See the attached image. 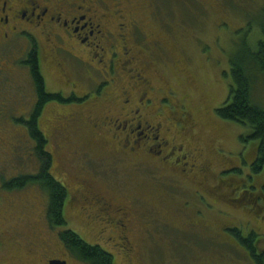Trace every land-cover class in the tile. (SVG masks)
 <instances>
[{
    "label": "flooded vegetation",
    "instance_id": "flooded-vegetation-1",
    "mask_svg": "<svg viewBox=\"0 0 264 264\" xmlns=\"http://www.w3.org/2000/svg\"><path fill=\"white\" fill-rule=\"evenodd\" d=\"M186 2L200 3L203 11L208 3L220 17L222 29L228 23L222 20L223 14L234 11L236 0ZM227 2L229 6L224 4ZM170 7V0H0V153L5 149L15 155L5 160L4 166L18 167L9 127L20 125L27 129L25 121L42 106V117L49 114L51 134L61 136L65 146L79 133L95 136L104 141L111 159L149 171L151 182L144 185L159 207L143 203L134 192L138 185H125L119 179L121 169L115 170L117 180L110 181L114 191L109 192L95 187L84 176L66 171L67 162L58 149V154L52 151V140L47 137L51 174L67 190V224L72 225L67 217L69 210L70 218L85 219L94 237L113 242L128 264H141L138 224L149 233L172 229L175 225L168 216L173 213L193 229L209 222L206 218L212 214L217 217V230L221 228L219 236L232 239V215L215 206L236 196L237 200H228L241 208V198L252 196L248 194L250 189L241 193L239 183L228 176L233 168L217 170L216 163L207 160L208 151L197 134L200 124L195 112L166 79L165 71L171 63L177 68L189 59L169 55L167 44L177 46L178 40L169 24ZM35 69L42 90L36 85ZM48 96L57 99L45 102ZM215 155L223 162L242 163L240 156L232 159L223 148ZM34 157L35 173L15 172L0 190L11 198L32 197L33 202L27 203L34 213V228L53 230L47 216L49 196L45 189L14 184L39 173L41 164L35 152ZM247 176L254 180L253 173ZM244 186L255 188L247 183ZM190 191L189 198L178 202ZM256 203L264 206L262 199Z\"/></svg>",
    "mask_w": 264,
    "mask_h": 264
},
{
    "label": "rangeland",
    "instance_id": "rangeland-1",
    "mask_svg": "<svg viewBox=\"0 0 264 264\" xmlns=\"http://www.w3.org/2000/svg\"><path fill=\"white\" fill-rule=\"evenodd\" d=\"M184 1L170 0L172 16L169 18V24L173 28L174 35L178 37L176 41L178 48L171 43L167 46L169 55L174 59H182L183 55L189 59L184 57L187 63L178 64L177 68H174V64L171 63L167 72L165 71V76L171 82V87L177 91L178 97L185 99L195 112V117L200 124L197 134L200 144L208 151L207 160L212 161L213 164L215 162L217 170L236 168L228 173V176L239 183L241 193L250 189L248 194L252 196L247 197L245 196L247 192L244 193L245 197L241 198L243 202L240 205L247 211L232 204L230 200H237L236 196L228 198L230 200L224 201L223 205L216 204L215 207L229 212L232 215V219L229 220L233 223V227L241 228L245 236H248L250 230L256 232L259 235V247L262 249L264 248V206L261 203L260 206L257 205L256 201L262 199L264 202V164L258 175L253 174L254 180L247 176L253 173L252 164L256 161L258 143L249 139L247 145H242L241 138H246L250 133L248 127L236 122H225L217 116L215 110L220 109L228 100L233 85L230 61L232 54L240 49V46L237 47L236 44L249 35L248 42L252 48L256 49L259 41L264 40L261 31L264 23L262 19L264 0H236L234 11L228 15L223 14L222 20L228 23L223 24L222 29L219 27L220 17L215 15V11L210 9L208 3L204 4L206 11H203L204 8L200 3L186 2L184 4ZM224 4L229 6L228 2ZM199 6L202 8L200 9ZM150 26L153 27V25ZM254 76L257 77L255 98L264 105L262 76L257 71ZM52 81L51 79V85L55 86ZM48 116L49 114L46 113L41 118L40 129L52 140V151L57 154L60 151L63 155V160L67 162L64 164L66 171H73L79 177L84 176L89 183L96 184L95 187L102 190L105 188L109 192L113 190L110 181L117 180L115 170L121 169L119 179L123 180L125 185L128 183L138 185L134 192L140 195L144 200L143 203L148 206L151 203L153 207L160 206L156 198L147 192L148 186L144 185L151 182L149 178L152 174L149 171L134 169L126 163L111 159L104 147V141L95 136L79 133L72 138L74 141L71 144L65 146L61 136L51 134L47 124ZM25 117L28 118V116ZM9 131H13L9 136L13 144L12 148L18 153L15 159L18 167L10 169L4 166V161L15 155L12 156L10 150L3 149L0 153V161H3L0 165V186L15 172L35 173L37 167L33 152L34 141L26 127L12 125ZM60 147H62L61 150ZM219 148H223L232 159H239V156L241 159L243 157L246 159L242 160V165H239L237 161L235 164L223 162L218 155H215ZM82 151L91 156L86 157ZM61 179L64 180L63 177ZM244 183L254 185L255 188H247ZM69 184L73 183L70 181ZM189 196L191 191L180 196L178 202ZM20 198L18 195L11 198L0 190V264H50L52 259L66 260L69 264H86L77 260L66 250L59 240L58 230L61 229L49 230L47 227H40V230H37L34 228V213L31 214L33 210L27 203L28 200L32 203L33 199L32 197ZM179 204L181 207L182 203ZM163 212L166 210L163 209ZM67 217L72 224L71 229L82 239L91 244L102 243L103 246L102 244L101 246L113 254L115 264H128L124 254L118 248H114L113 242L98 239L91 234L86 228L85 219L70 218L69 210H67ZM178 217L173 213L168 216L170 223L175 225L172 229L153 230L149 233L144 226L137 225L136 237L141 248V264H254L242 245L232 237L233 235L231 236L233 240L219 236L221 228L217 230V217L210 214V218H206L209 222L195 226L193 229L183 225L182 218Z\"/></svg>",
    "mask_w": 264,
    "mask_h": 264
},
{
    "label": "trees",
    "instance_id": "trees-1",
    "mask_svg": "<svg viewBox=\"0 0 264 264\" xmlns=\"http://www.w3.org/2000/svg\"><path fill=\"white\" fill-rule=\"evenodd\" d=\"M262 19L264 20V7ZM261 31L264 35V23ZM248 36H245L241 42L236 44L237 47L240 46V49L237 53L232 54L230 61L233 85L231 86L228 100L220 109L215 111L217 116L225 122H236L241 126L248 127L250 133L246 138H241L240 143L247 145L249 139L257 141V157L252 164V172L258 175L262 171L264 164V105L255 98L257 77L254 76V73L257 71L262 76L264 83V40H260L258 47L254 49L248 42ZM34 74L36 76V85L42 90L43 85L37 69L34 70ZM225 75L227 74L225 73ZM55 99H57V96L44 98L45 102L55 101ZM42 112L43 107L39 106L34 114L30 116V120L25 121L30 137L34 141L33 151L40 160V171L36 175H27L22 180L14 181V184L17 187L29 185L41 186L45 189L49 196L47 216L50 220V226L53 230L61 229L58 230L59 240L77 260L86 264H115L113 254L104 249L102 243L101 246L99 243L91 244L82 239L77 232L71 229L67 224L66 218H64V205L68 198L67 190L51 174L52 158L47 150L49 141L39 125ZM244 159L246 157H243L242 160ZM242 163H239V165H242ZM3 187L5 189L8 188L6 185ZM230 233L237 243L241 244L246 250L254 264H264V248L260 249L259 235L256 232L250 230L248 236H245L241 228L233 227Z\"/></svg>",
    "mask_w": 264,
    "mask_h": 264
},
{
    "label": "water",
    "instance_id": "water-1",
    "mask_svg": "<svg viewBox=\"0 0 264 264\" xmlns=\"http://www.w3.org/2000/svg\"><path fill=\"white\" fill-rule=\"evenodd\" d=\"M49 263L50 264H68L67 261H65V260H58V259H53Z\"/></svg>",
    "mask_w": 264,
    "mask_h": 264
}]
</instances>
